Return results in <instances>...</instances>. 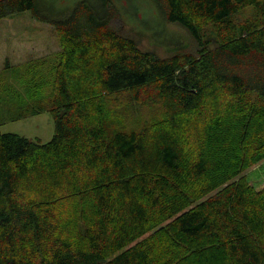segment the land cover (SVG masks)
Here are the masks:
<instances>
[{
    "label": "trees",
    "instance_id": "1",
    "mask_svg": "<svg viewBox=\"0 0 264 264\" xmlns=\"http://www.w3.org/2000/svg\"><path fill=\"white\" fill-rule=\"evenodd\" d=\"M153 1L190 47L142 49L81 0L30 98L11 86L0 123L48 111L54 133L0 130V264H264L244 174L264 159V0Z\"/></svg>",
    "mask_w": 264,
    "mask_h": 264
},
{
    "label": "rangeland",
    "instance_id": "2",
    "mask_svg": "<svg viewBox=\"0 0 264 264\" xmlns=\"http://www.w3.org/2000/svg\"><path fill=\"white\" fill-rule=\"evenodd\" d=\"M79 1L81 0H36L35 14L32 10H26L0 19V83L9 86V89L0 87V117H3L5 108H9L10 97L14 96L12 85L23 93V101L28 100L29 92L24 93L27 84L34 83L31 77L35 76V79L41 82L44 78L43 72L49 71L51 57L59 49L58 39L50 21L69 16ZM84 1L95 8L98 14L110 15L112 26L119 33L137 39L142 49L163 56L180 45L191 46L190 36L179 26L166 22L153 0H110L112 8L110 4L105 6L106 0ZM247 16L246 10L240 13L236 20ZM40 58L43 61L37 60ZM42 85L41 91L45 92L48 88ZM33 87L37 88L35 85ZM141 113L148 114L149 109L144 108ZM0 130L47 142L54 133V120L48 111L18 120L5 117L1 120ZM244 174L256 189L264 187V159L250 166Z\"/></svg>",
    "mask_w": 264,
    "mask_h": 264
}]
</instances>
